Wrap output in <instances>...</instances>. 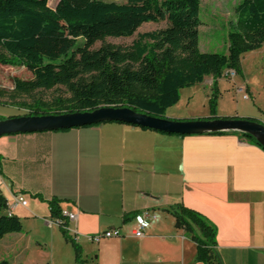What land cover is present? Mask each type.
<instances>
[{
  "label": "crops",
  "instance_id": "crops-1",
  "mask_svg": "<svg viewBox=\"0 0 264 264\" xmlns=\"http://www.w3.org/2000/svg\"><path fill=\"white\" fill-rule=\"evenodd\" d=\"M222 82L219 78L217 116L264 122V106L243 112L231 99L226 107L231 93ZM233 87L257 103L250 80L234 81ZM173 110L166 114L177 116ZM209 116L206 111L199 118ZM0 192L10 203L22 195L27 204L11 213L23 223H38L37 232L56 236L67 247L72 244L50 214L52 199L62 211L77 213L68 227L77 232L78 243L119 229L121 237H103L99 243L87 238L89 264H203L196 260V244L175 225L170 208L178 203L216 225L220 264H264V149L239 132L168 134L108 121L2 135ZM145 211L157 219L147 218L144 236L136 238L132 231ZM4 213L10 214L8 207Z\"/></svg>",
  "mask_w": 264,
  "mask_h": 264
},
{
  "label": "trees",
  "instance_id": "trees-1",
  "mask_svg": "<svg viewBox=\"0 0 264 264\" xmlns=\"http://www.w3.org/2000/svg\"><path fill=\"white\" fill-rule=\"evenodd\" d=\"M201 1L59 0L52 8L41 0H0V64L24 66L32 73L30 79H15V92L30 95L38 89L65 85L71 94L51 104L36 100L23 115L84 112L109 106L130 107L165 118L166 110L179 101L182 88L212 75L210 116L198 119L220 118L218 79L226 70L238 74L241 56L264 45V0H243L237 5L227 53L200 50ZM161 21H166L167 27L140 34L130 46L108 44L91 49L106 37H132L144 23ZM85 73H92L89 80L82 77ZM222 118L261 121L254 117ZM234 132L238 131L209 133ZM239 133L264 149L252 135ZM48 205L51 217L75 250V260L83 264L82 247L65 228L68 219L59 201L52 199ZM7 207L8 200L0 192V241L23 230L19 216L4 213ZM170 210L176 227L196 244V260L220 264L216 225L181 203ZM0 264L10 263L2 260Z\"/></svg>",
  "mask_w": 264,
  "mask_h": 264
},
{
  "label": "rangeland",
  "instance_id": "rangeland-1",
  "mask_svg": "<svg viewBox=\"0 0 264 264\" xmlns=\"http://www.w3.org/2000/svg\"><path fill=\"white\" fill-rule=\"evenodd\" d=\"M41 1L55 8L59 0ZM105 1L127 2V0ZM241 1L243 0L201 1L199 18L202 25L199 27V47L202 52H228V34L232 25L236 22V7ZM167 25L166 21L147 22L132 37H106L97 41L91 49L96 50L108 44L121 47L130 46L140 34L162 29ZM79 41H82V39ZM240 66L238 74H235L236 76L233 79L225 74L220 77L224 81L222 82L223 87H228L231 93L226 96L225 105L229 108L228 102L232 99V102L235 105L238 104L243 112H254L253 106L255 107L254 110H258V105L264 106V45L257 50L244 53L240 58ZM91 75L92 73H85L82 77L89 80ZM16 78L30 79L32 73L24 66L0 64V120L23 115L26 112L25 108H30L29 105L36 100L51 104L57 98L65 99L71 95L65 85H57L52 89H38L30 95H21L14 90ZM212 78V75H207L203 82L182 88L179 101L170 106L174 109L173 112L178 115L170 117V115L165 114V116L177 120H196V118L203 116L206 111L210 112V99L214 92L210 82ZM244 79L250 80L255 96L259 97L256 104H254L253 97L250 100L244 99L236 93L233 87L234 81ZM229 95H233L232 98ZM22 103H26V105L23 106ZM236 108V106L232 107L234 110ZM232 109L229 110L233 111ZM52 110H56L54 106ZM23 226L21 232H15L19 234L5 236L0 241V261L7 260L10 264H78L72 246H64L56 236L49 239V237L47 238V236L45 237V235L37 232L38 223L31 224L25 221ZM78 244L83 248V264H89V242L87 237L83 238Z\"/></svg>",
  "mask_w": 264,
  "mask_h": 264
},
{
  "label": "water",
  "instance_id": "water-1",
  "mask_svg": "<svg viewBox=\"0 0 264 264\" xmlns=\"http://www.w3.org/2000/svg\"><path fill=\"white\" fill-rule=\"evenodd\" d=\"M119 121L148 127L169 134L191 135L215 131H238L255 137L264 147V122L246 118L177 120L138 112L130 107L103 106L92 111L21 115L0 120V136L18 133L53 131Z\"/></svg>",
  "mask_w": 264,
  "mask_h": 264
},
{
  "label": "built area",
  "instance_id": "built-area-1",
  "mask_svg": "<svg viewBox=\"0 0 264 264\" xmlns=\"http://www.w3.org/2000/svg\"><path fill=\"white\" fill-rule=\"evenodd\" d=\"M235 74L236 73L234 70H228V72H226L225 75L230 77V78H233L235 76ZM243 98L248 99L249 98L248 94L244 93ZM19 204L25 206L27 204V200L22 195L13 196V200L11 201V203L8 202V208L10 210V214H12L11 213L12 209ZM62 213H63V215L66 216L68 221L69 220H76V218H77V213H75V212H70V211L64 210V211H62ZM147 218H149L151 221H153V220L157 219V215H155L152 212L145 211L143 215L138 216L137 217V219H138L137 226L132 231V235L134 237L140 238V237L144 236V230L146 229V227H148V224H149L146 222ZM65 228L69 231L70 235L75 240L78 239V234L76 231L71 230L68 226H66ZM121 236H122V234H121L119 229H108V230H105V231L100 232V233H96L93 235H87V238L94 243H99L103 237L110 238V237H121Z\"/></svg>",
  "mask_w": 264,
  "mask_h": 264
}]
</instances>
